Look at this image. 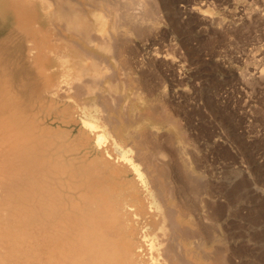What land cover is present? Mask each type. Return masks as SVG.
Masks as SVG:
<instances>
[{
  "label": "rangeland",
  "instance_id": "374dc122",
  "mask_svg": "<svg viewBox=\"0 0 264 264\" xmlns=\"http://www.w3.org/2000/svg\"><path fill=\"white\" fill-rule=\"evenodd\" d=\"M74 2L77 6L79 5L81 12L89 11L87 3L91 0H74ZM148 2L150 3L147 4ZM148 2L145 3L147 7L152 6L150 5L152 3L156 6L153 8L157 15L155 13L154 16L152 15L151 19L155 21L151 22L152 25L150 23L144 25L148 28L150 25L153 26H150L153 31L147 33L144 30L146 33L140 35L142 40L138 38L139 35L135 34L136 37L129 35L131 37L129 40L135 41L131 42L132 45L130 41L127 42L130 47L127 43L123 47L124 50L129 47L124 54L130 52L135 57L132 56L131 59L130 53L123 56L119 51L111 52L112 55L110 51L100 53L104 58L109 57L107 58L110 65L114 68H111L112 74L115 72L113 78H116L119 84V92H117L119 106L117 105L118 108L112 111L114 122L111 123L109 121L111 112L108 113L109 118L107 117L106 121L102 117L103 120H101L98 113L96 116L94 109L91 111L87 104L81 105L83 102L86 103V100L79 99L77 95H73L72 90H68L69 87H65L70 80L68 74L71 70L68 68L72 65L69 61L71 59H67L68 63L65 62L62 66L66 58L60 59L56 54L59 51L65 54L69 52L63 48L61 42L55 44V41L50 40L51 35H48L46 31L49 22L43 12L39 8L26 6L28 9L20 17L13 11L12 1L0 0V119L8 120L12 129L18 128L19 134L24 137L28 145L16 163L25 174L22 179L19 175L17 181L22 185L17 187L16 192L13 188L12 207L15 211L13 210L12 220L5 227L6 236L0 248L1 264H49L51 248L49 236L52 235V231L62 225L66 230L65 236L67 235L65 264H91L89 261L95 259L91 249L96 245V223L101 214V212L98 213L100 209L97 206L107 209L111 198L114 201H120L126 197L131 203L137 205L148 202L146 191L142 184L138 183L139 180L134 171L127 166L118 165L120 159L118 155L125 151L123 141L126 140L127 145L131 143L132 147L137 140L136 137L145 134L144 130L148 132V135L150 131L159 134V136L149 135H153L151 139L153 137L157 139L152 141L157 142L158 150L162 145L161 150L164 152L166 146L163 143L165 142L169 145L168 149L173 148L174 151L166 148L165 154L162 155V160L169 162L168 168L171 175L176 172L175 177L171 176L169 179L170 183L172 181L171 184L174 181L176 186L188 184L186 182L188 180L183 177L185 175L183 171L188 168L189 170H186L188 174L192 172L191 176L198 177L199 181H202L201 184L204 185L206 181L205 184L209 185L210 190L208 185H205L209 190H206L207 193L204 194V198L209 202V209L205 208V211L216 212V216L214 213L211 215L212 218L213 216L218 218V214L220 215L222 229L218 231L221 235L223 234L222 238L224 237L223 248L228 259L227 263L264 264V0H151ZM113 21L115 23V20ZM117 24L120 23H116L117 27H114L119 31ZM38 28L42 30L41 33L35 32ZM113 29L111 27V30ZM150 29H148L149 32ZM44 45H52L55 49L53 47L49 50L48 47H43ZM88 48L92 50L91 47ZM117 53L121 54V57ZM118 57L123 64L119 62L120 65H118ZM122 58L128 62L126 63ZM128 66L134 69L130 70ZM119 69L124 70L121 72ZM131 71L135 72L131 73ZM64 73H68L67 77ZM127 73L131 74L127 77ZM143 77H146L145 80ZM118 78L122 82H119ZM139 78H142L140 79L142 86L138 84ZM143 81L147 83V86L143 85L145 84ZM62 84H66L63 92L67 90L69 96L67 92L62 93V89L58 90L62 88L60 87V85L63 86ZM123 84L127 87L125 88ZM138 88L140 90L143 88V94ZM135 89L137 94L134 93ZM143 90H146L148 95H145L147 92L144 91V93ZM60 92L64 94L62 97ZM154 104H156L155 107ZM143 105H151L153 109L157 108V111L161 109L159 112L165 116L172 114L170 116L176 123L160 119L158 123L155 117L149 115L151 110L150 112L148 110L151 106ZM145 108H148L146 112L148 115L143 113L146 111ZM137 112L141 118H138ZM86 119L94 122L99 119L101 121V123L98 121L99 125L103 124V126L98 129L99 131H94L92 127L86 125ZM144 120L146 121L143 122ZM111 124L119 126V137L123 139L121 141L123 146H116L112 155ZM171 124H175L174 127ZM133 129L135 134L132 132ZM101 131L106 137L108 135L110 137H107V141L105 138L104 146H98L96 142L98 133ZM174 132L180 135L181 138L177 135L179 141L176 140ZM170 137L174 138L176 144L174 141L173 145ZM185 139L190 141V144L186 145L187 148ZM152 145L149 144V148L156 151L157 149L152 148ZM106 146L109 147L107 150L104 149ZM177 150L183 153L180 155ZM186 150L187 155L184 152ZM170 151L172 154H169ZM130 154L137 158L135 152L131 151ZM164 157H168L167 160ZM170 159H173V163ZM37 162L40 163L38 167ZM171 168L174 169V173ZM178 171L183 173L180 175ZM24 179L27 180L24 181ZM29 181L33 184L28 185ZM30 185L34 186V190ZM38 185L44 190L42 191ZM53 190L58 202L56 204L59 205L62 215L56 214L53 218H49L47 205L52 201L50 192ZM34 191L38 192L37 195ZM208 192L214 196L207 195ZM17 193L18 195H15ZM185 195L187 198L184 196L181 200L195 201L191 195ZM200 210H194L196 214L198 213L197 216ZM209 212L208 215L211 214ZM16 214L20 217L18 218ZM21 215L24 218L21 219ZM147 217L151 220V214ZM191 217L194 218V215ZM107 227L108 224L105 225V228ZM7 237L8 240H6ZM213 248H211L212 251H214Z\"/></svg>",
  "mask_w": 264,
  "mask_h": 264
},
{
  "label": "bare ground",
  "instance_id": "6f19581e",
  "mask_svg": "<svg viewBox=\"0 0 264 264\" xmlns=\"http://www.w3.org/2000/svg\"><path fill=\"white\" fill-rule=\"evenodd\" d=\"M10 1H12V7L14 8L13 11L17 12V14L20 17L23 15V12L25 13V11L28 9L27 7L39 8L41 10V12H43L44 16L48 19L49 25L46 26L47 27L46 31H47L48 35L49 34L51 35L50 40L52 39L53 41H55V44H56V42L57 43L61 42L64 47L62 45L61 46L63 48H66L67 52H69V54H65L62 51H59V52L55 51V53L56 52L58 53V54H56V56L58 55V57L60 59L66 58V61H64L62 59L64 61V64L62 63V66L65 65V62L68 61L67 59H71L69 61H70V64H72L69 66L70 69L68 68V70H71V72L69 74L67 73L68 75H70L68 78V79H70L68 81V85L65 86L67 83L65 85L62 84L63 86L60 85V87H62V88H58V90L62 89V93L67 92V95H68L67 90H66V92H63L64 91L63 87L64 86L69 87V89L68 88L67 89L72 90L73 95H77L79 99H82V100L84 99L87 101L86 103L83 102L82 104L79 102L81 105L87 104L90 108L89 110L94 109L96 111V116L98 113L100 115V116L98 115V117H100V119L102 117L103 119H105L104 121H106V118L108 117V115L111 112V115H109L110 118L109 117L108 118H109V121H111V123H113L114 121H113V117H112V114H113L112 111L113 110L115 111L116 108H118L117 107V105H118L117 104L118 103L117 92H119V84L117 83V79L113 78V74L115 72L112 74L111 68H113V67H111L112 65H110V62L108 60L109 57L107 56L108 58L107 57L104 58V57H102L103 55H100V53H105V52L109 53V51H110V55H112L111 52L116 53L119 51L120 53L122 52L121 54L123 55L124 53H126V50L130 47L129 45L131 44V42L135 41V40H133V41L129 40V39H131V37H129V35H131V34H132V36L133 35L135 36V34L139 35L138 38L142 40L143 38H140L141 37L140 35L142 33L143 34L146 32L151 33V31H153L152 30L153 28H151V27H153V26H151L152 25L151 22H153L154 19L152 20L151 18H152V15L156 12L153 8L155 5H153V3L150 4V5H152L150 7H147L145 5V3H147L148 1H151V0H91V2H89V3L85 2L89 6V11L84 9V10H86V12L85 11L81 12L79 5L77 6V4L74 2V0H10ZM24 1H25V4H24ZM86 1H88V0H86ZM144 1H146V2L143 3ZM149 3L150 2H148L147 4H149ZM154 4H155V2H154ZM83 6H85V5H83ZM135 10H137L139 12L136 13ZM155 14L157 15V13H155ZM92 17L95 20L94 19L92 20L91 19ZM117 19H119V20H117ZM113 20H115V23ZM32 22H33V17L31 16V23ZM48 22H46V23H48ZM116 23H120L119 25L117 24L119 26V31L117 29H116L117 31L115 30V27H117V26H115ZM146 23H148V24L150 23L151 27L149 26V28H148V26H146L147 25ZM144 24H146V25H144ZM145 26L148 29L151 28L150 32L148 31V29ZM155 26H156V24H155ZM111 27H113L114 29L111 30ZM120 27H122V30H120ZM143 27H144V29H143ZM39 29L40 28L35 30V32L41 33L42 30H39ZM144 30H146V32H144ZM142 36H144V35H142ZM145 36H146V34H145ZM129 41H130V44H128ZM126 43L129 47L124 50L123 47L125 46ZM43 47H46V48L48 47L49 50H51V49H53L54 46L52 47V45L51 46L44 45ZM88 47H91L93 52H92V50L90 51L89 50L90 48H88ZM54 49H55V47H54ZM120 50H122V51H120ZM64 52H66L65 49H64ZM128 53H130V52H128ZM117 54H119V53H117ZM117 54H115V55H117ZM121 54H119L120 57H121ZM127 54H124V55H127ZM130 54H131V59H132V56L135 57V55H132V53H130ZM14 55L15 54H13V56ZM23 56H24V54H23ZM120 57H118V61H117L118 65H120L119 62H121ZM125 58H130V57L125 56ZM125 58H122V60H124ZM60 59H59V61H60ZM112 59H114V58H112ZM125 62L127 63L128 60ZM125 62H124V65H126ZM129 63H130V61H129ZM15 64L16 63H14V65ZM113 65L115 67L116 62ZM149 65H150V63H149ZM129 66H128V69H130V70L132 68L134 69V67L129 68ZM119 67H121V66H119ZM124 67L126 68L127 66H124ZM64 68H65V66H64ZM24 69H26V68H24ZM59 69H60V67H59ZM128 69H127V71H128ZM150 69H151V67H150ZM16 70H15V72H16ZM120 70L122 72V70H124V69H119V71ZM115 71L117 73L119 72L118 70H115ZM121 72H120V75L122 76L123 74H121ZM134 72L131 71V73H134ZM14 73H13V76L15 75ZM131 73H127L126 76L131 74ZM67 74H65L66 77H67ZM115 76H117V75H115ZM133 76L134 75L132 74V77ZM17 78H19V77L17 76ZM119 78H120V76H119ZM131 78H129V79H131ZM145 78L143 80H145ZM250 78H252V77H250ZM120 79H119V82L121 81ZM140 79H142V78H139L138 84H140ZM149 81H151V80H149ZM127 82H126V84H127ZM133 82H135V81H133ZM130 83H131V80H130ZM143 83H145V84H143ZM143 83H142L143 85L147 86L146 82L143 81ZM159 83H158V85H159ZM132 84L134 85L135 83H132ZM132 84H130V85H132ZM150 84H151V82H150ZM123 85H125V84H123ZM127 85H129V83ZM127 85H125V88L127 87ZM153 86H154V84H153ZM121 89H123V88L121 87ZM142 89L143 88H141V90L139 89L141 91V93H142ZM120 91H122V90H120ZM129 91H130V89H129ZM144 91L147 92L146 90H143V92ZM60 93H59V97H60ZM62 93H61V97L64 95ZM134 93L137 94L136 89H135ZM141 93H139V94L141 95ZM57 94H58V91H57ZM153 94L154 93H152V95ZM129 95H130V93H129ZM131 95H132V92H131ZM145 95H148V92ZM145 95H144V97H145ZM119 96L121 97V95H119ZM135 96H137V95H135ZM141 96H143V95H141ZM59 97L56 96V98H58V99H59ZM63 98H65V97H63ZM130 99L132 100V98H130ZM128 100H129V98H128ZM78 101H80V100H78ZM131 102H133V101H131ZM151 102H152V100H151ZM79 103H77V105ZM139 104H141V103H139ZM155 105L156 104H154V107H155ZM161 105L163 106V104H161ZM132 106H133V104H132ZM145 106H147V105H145ZM148 106H151V105H148ZM85 107H86V105H85ZM85 107H83V108L85 109ZM152 107L153 106H151V108L149 110H148V108L147 109L145 108L146 111L143 113H146L147 110L150 112V110H151V113L149 115H152L153 117H155V119H157L158 123H160V121L158 119H160L161 121L166 120V121H169L170 123H172V122L176 123L173 121L172 117L170 116L172 114L165 116V115L161 114V112H159L161 109L157 111L156 110L157 108L153 109ZM166 109H168V108H166ZM95 111H93L94 115H95ZM166 112L167 111L165 110V113ZM116 113L119 114L118 112H116ZM125 113H127V111ZM81 114H83V113H81ZM131 114H132V112H131ZM138 114H139V112H137V115ZM152 116H150V118H153ZM123 117H125V119H126V116L123 115ZM114 118H115V116H114ZM138 118H141V116L139 117V115H138ZM50 119H48V121ZM87 119L85 120L86 125L92 127L94 131H97L99 128H102L103 124H102V126L99 125L101 123V121H99V119H98V121L100 123L98 121L94 122V121H89L90 119L89 120H87ZM103 119H101V120H103ZM116 119L118 120V118H116ZM145 119H146V117H145ZM145 121L146 120H144L143 122H145ZM151 121L154 122V120H151ZM139 122H141V121H139ZM169 122H168V125H166L167 127L169 126ZM137 124H135V125H137ZM141 124H143V123L141 122ZM150 124H151V122H150ZM111 125H112V128H110V127H107V128H110V130H111L110 131L111 132V136H110L111 139L110 140H111V155H112V153H113L112 151L115 149L116 146L117 147L123 146V144L121 142L123 139H121L119 137L120 136L118 133L119 132V130H118L119 126H116V124H111ZM130 125H131V123H130ZM132 125H133V123H132ZM138 125H140V124H138ZM174 125H172V126L174 127ZM167 127H165V128H167ZM143 128H144V126L142 127V129ZM175 128H177V127L175 126ZM180 128L182 129V125L180 126ZM168 129H171V128H168ZM134 130L135 129H133V131H132L133 133L135 132ZM89 132H92V131H89ZM130 132H131V130H130ZM142 132H143V130H142ZM144 132H145L144 135L142 133H139V134H142V136L141 135L138 136L139 138L136 137L137 140H135L136 142H134L135 143L134 145L132 144V147L130 145L131 143L127 145L126 140L123 141V142H125L124 143L125 148L123 149L125 151L118 155V157L120 158L118 160L119 161L118 165H121L124 167L127 166L131 170L134 171V174L136 175V177L139 180L138 183H141L142 187L146 191V199H148V202H145L143 204L141 203V204L137 205L135 203H131V201L126 197L120 201H114L111 198V202L109 204V207L107 208L108 212H106L107 209L99 208V206H97V208L100 209L98 211V213L101 212V214L98 216L97 223H96V231H97V237L95 240L96 245H94V247L91 249V252L95 256V259H94V261L92 259L89 262L91 264H93V263L94 264H229V263H227L228 259L225 256L226 254H224V251H225L223 248V244H225L224 240H223L224 237L222 238L223 234L221 235V233L218 231L219 229H222V227L220 228V217H219L220 215L218 214L219 219L215 218L214 216L212 218L211 215H213V213H214L212 210H214V209L211 208L212 213L209 212V210L205 211V208L207 209L209 207L208 206L209 202L204 198L205 197L204 194H206L207 191L210 190L209 185L207 184L208 185L207 186L205 184V183H207L205 180H204L205 181L204 185L201 184L202 181L200 182L198 177L195 178V177L191 176V173H192L191 171H190L191 173L188 174V172L186 171L188 168H186V170L183 171L184 173L182 172L183 174H185L183 177H185L188 180V181H186V182H188V184L184 185L182 183L183 184L182 186H180V184H179V186H178V184L176 186V185H174L175 181L173 182V184H171L172 181L170 183L169 179L171 178V176L176 175V172L174 175H171V171L169 170L170 168H168L169 162L164 161V159L162 160V158H163L162 155L165 154L164 153L165 149L166 148H167V150L170 149V148L168 149L169 145L165 144L166 143L165 141H167V140L165 139V141H164L165 143H163L166 146V148H164V150H163L164 152H162V150H161L162 145L159 147L161 150L160 151L157 148L159 145L156 147L157 142L155 143L154 141H152V139L153 140H157V139H154V137L152 139L150 138L155 133H151V131H150L149 135L150 134H153V135L149 136L148 132H146V130H144ZM182 132H181V134H182ZM185 132L186 131H184V133ZM174 134H175V132H174ZM156 135H157V133L155 134V136ZM177 135H178V137H180L179 134H177ZM177 135H176V140L179 141L177 139ZM157 136H159V134ZM107 137H109V135ZM107 137H106V135H104L103 131H101L98 133L97 141L95 139L94 140L97 142L98 146H102V145L104 146L105 138L107 141ZM173 137H174V135H173ZM184 137H185V135H184ZM185 138L188 139L187 136ZM159 139H161V138H159ZM130 140H133V139L130 138ZM174 141L175 140H173L172 143ZM185 141H187L185 143V147H186L187 143H189L190 141L188 142V140H186V139H185ZM128 142H129V139H128ZM158 143H159V141H158ZM149 144H151V145L153 144L154 146L152 145V148L154 147L157 150L156 151L154 149L151 150L148 146ZM175 144H176V141H175ZM173 145H174V143H173ZM27 146H28L27 142L25 141L24 137L19 134L18 128L16 130L12 129V126L10 125L8 120L0 119V248L2 247L3 241H4L5 236H6L5 227H6L7 223L12 220L11 219L12 212H13V210L15 211V209H13L14 207H12V200H13L12 196L14 194L13 188H15V192H16L17 187L22 185V184L18 183L17 179L19 178V175L21 176L20 178L22 179V177L25 174L23 169L20 166H18L16 163L18 162V157L20 156L21 153H24L25 148ZM128 146H129V148H128ZM179 146H180V144H179ZM179 146H178V148H179ZM163 147H162V149H163ZM196 147L198 148V146H196ZM108 148L109 147L106 146L104 149L107 150ZM171 149H172V151H174L173 148H171ZM182 149H183V147H182ZM131 151H133V153L134 152L136 153L137 158H135L134 156H132V154H130ZM178 151L179 150H177V153L180 155H181V153H183L182 151L181 152L180 151L178 152ZM184 152L186 153L187 150ZM168 153L169 152H167V154ZM115 154H117V153H115ZM169 154H172V152ZM107 155H109V154H107ZM173 155H174V153H173ZM186 155H187V153H186ZM27 156H26V158H27ZM173 157H175V155ZM177 157H178V155H177ZM167 158H165V159L167 160ZM114 159H116V157H114ZM179 159H180V157H179ZM184 159H186V158H184ZM172 160L170 161L171 163H173ZM175 160H176V158H175ZM39 162H37V167H38ZM177 162H178V160H177ZM195 162H197V161H195ZM11 163L13 165H11ZM26 164H27V162H26ZM183 164H184V162H183ZM41 165H42V163H41ZM185 165H187V164H185ZM173 166L174 165H172V167ZM23 167H24V165H23ZM180 168H181V166H180ZM27 170H29L28 167H27ZM173 170L174 169H172V172L174 173ZM178 170H180V169L178 168ZM181 170H182V168H181ZM26 172H29V171H26ZM180 172L178 171V173H180ZM197 172H199V171L197 170ZM39 173L40 172H38V174ZM182 173H180V175ZM30 176H32V175H30ZM30 176H29V178H31ZM37 176L40 177L39 175H37ZM42 176H43V174H42ZM41 178H43V177H41ZM27 179H24V181H26ZM28 180H30V179H28ZM176 180H177V178H176ZM181 180H183V179H181ZM30 181L28 182V185L31 183ZM32 182H33V179H32ZM177 182H179V181H177ZM242 183H243V181H242ZM31 184H33V183H31ZM205 185L209 188V190H207L208 188L205 187ZM25 186H27V185H25ZM38 186H39V188H42V191L44 190L43 187H40V185H38ZM30 187H33V190H34L33 185L32 186L30 185ZM52 187H53V185H52ZM25 188H27V187H25ZM39 188H37V189H39ZM28 189L30 190L31 188H27V190ZM235 189H236V187H235ZM23 190H25V189H23ZM33 190L31 189V192ZM241 192H239V193H241ZM35 193L37 195L38 192H35ZM22 194H23V192H22ZM50 194H51V200L53 202L50 201V203H49L47 200V202H48V205H47L48 206V210H47L48 216H49V218H53L56 214H59L61 216L62 213L60 211V207H59V205L57 206L56 203H58V202H57L56 198L54 197V194H55L54 190L51 191ZM185 194L191 195L195 201H192L193 202L192 203L189 201L190 200L189 198H188L189 200H187L188 202H186L185 200H181L184 196H186ZM15 195H18V193ZM207 195L214 196L213 194L210 195L209 192ZM191 196H190V198H191ZM236 197H238V196H236ZM33 198H35V197H33ZM186 198H187V196H186ZM186 198H184V199H186ZM219 198H220V196H219ZM36 200H38V199H36ZM165 200L167 202H165ZM218 200H220V199H218ZM19 203H21V202H19ZM37 206H39V205H37ZM42 206H43V204H42ZM210 207H211V204H210ZM98 209H96V211ZM194 210H198V211L200 210L201 211L199 213V216H197L198 213L196 214V212ZM216 211H218V210L216 209ZM208 212L211 214L208 215ZM191 213H192V215H191ZM215 213H214V215H215ZM148 214H151V217H150L151 220L148 219V217H147ZM193 215H194V218L191 217ZM19 217L20 216H18V218ZM22 218H24V216L22 217V215H21V219ZM18 221H20V220H18ZM12 224H13V222H12ZM16 224H17V222H16ZM106 224H108L107 228H105ZM18 227H16V228L18 229ZM16 228H15V231L17 230ZM12 229H13V226H12ZM51 233H52V235L49 236V241H50V246H51V248L49 250V264H65V257L67 254V250L65 249V237L67 236V235L65 236V233H66L65 227H63V225L59 226L54 231H52ZM15 234H18V233L15 232ZM17 236H19V234ZM24 236L26 237L27 235H24ZM8 237H10V234H8ZM8 237L6 240H8ZM14 237H16V235H14ZM37 238H39V237H37ZM10 240H13V239H10ZM28 240H29V236H28ZM58 242H59V245H58ZM10 244H12V243H10ZM13 244H14V242H13ZM18 245H19V243H18ZM16 247H19V246H16ZM212 247H214L213 248L214 251L211 250ZM26 249H28V248H26ZM227 249H228V247H227ZM2 250H4V249H2ZM239 254H240V252H239ZM16 255H17V253H16ZM19 257L21 258V256H19ZM88 257H89V255H88ZM69 258H70V255H69ZM1 259L2 258H1V253H0V264H1Z\"/></svg>",
  "mask_w": 264,
  "mask_h": 264
}]
</instances>
